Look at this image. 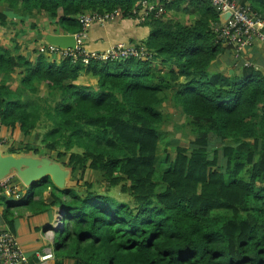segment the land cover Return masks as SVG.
<instances>
[{
	"label": "trees",
	"instance_id": "1",
	"mask_svg": "<svg viewBox=\"0 0 264 264\" xmlns=\"http://www.w3.org/2000/svg\"><path fill=\"white\" fill-rule=\"evenodd\" d=\"M246 1L264 18V0ZM189 2L198 10L193 23L152 15L143 20L149 59L83 64L47 60L40 51L30 59L0 46V125L11 131L18 125L27 136L45 118L41 150L57 151V160L67 157L64 166L86 187L83 193L59 188L46 175L20 201L5 202L10 229L14 206L61 209L54 264L66 258L76 264H264V71L243 64L233 75L211 71L229 44L218 36L219 15L210 2ZM134 3L0 0L23 15L48 12L65 33L80 30L77 16L85 11L118 8L132 17ZM5 17L0 13L1 24ZM155 59L169 70L155 71ZM83 71L96 77V88L76 83ZM16 73L19 82L10 88ZM169 99L194 137L186 147L172 144L173 157L166 148L159 157L161 108ZM214 137L223 143L221 152L208 149ZM11 151L39 152L21 141ZM86 169L103 175L107 191L119 185L132 203L92 190Z\"/></svg>",
	"mask_w": 264,
	"mask_h": 264
},
{
	"label": "crops",
	"instance_id": "2",
	"mask_svg": "<svg viewBox=\"0 0 264 264\" xmlns=\"http://www.w3.org/2000/svg\"><path fill=\"white\" fill-rule=\"evenodd\" d=\"M237 1L241 3H248L246 0ZM0 13L6 16L5 23H0V46L8 48L12 51H16L15 48H17V51L19 53L28 54V52L23 50L25 45L19 44L17 42L19 38L15 39L14 36L9 37L5 35L8 27L11 26H15V29L12 30L13 33L11 35L17 36L18 34H26L24 31V26L22 24L23 22L25 23V21H29L32 28L36 24L37 27H34V30L32 31L37 32V35L39 36V44L43 47H49L50 45H53L47 41V37L49 35L70 34L63 32L60 29L57 30V26L55 23L56 19L50 16L48 12H38L37 10H33L30 15H23L21 12H14L10 9H7L4 5H0ZM163 17L165 19H172L190 24L197 19L198 10L194 8V6L187 0H175L167 6L165 16ZM144 19L145 18H133L129 16L125 18H117L111 21H106L104 23H93L87 31L85 44L87 48L91 50L106 51L113 45L143 42L149 33V27L143 24ZM38 50L39 48L34 50L33 46L32 52L28 54L29 58L34 59V57L36 56V51ZM43 54L47 60H60L58 56H55L53 54ZM244 61L255 64L258 68L264 71V40H256L251 45L247 46L243 50L241 61L236 64L233 56V50L230 47H224V51L218 56L217 59L214 60L211 67L214 69V71L217 70L227 75H233L240 72V66ZM152 66L155 71L158 70L161 74L169 70V67L160 61L159 63L157 61H153ZM162 67H164V69L161 70ZM13 79H15L16 84H14V82L12 81ZM18 82L19 75L18 73H16L12 76L8 84L10 88H14L18 84ZM76 83L96 88L97 79L91 73L83 71L78 75ZM30 137L32 139L34 138V136L32 135L24 136L19 130L18 125L12 131L5 126L0 125V138L1 140H3V143L0 145V157L11 155L15 158H33L38 161V165H41L44 159L50 162L57 163L65 172L61 185H56L52 180V176H49L52 182L57 187H67L68 185H65L67 169L63 167V160L52 161L50 159L51 153L49 154L42 152L41 147H37L39 150L38 153H34L32 151H11V147H15V145L20 141L31 144L32 141ZM23 167H25V165L21 164V168ZM7 174L14 175V180L17 183L18 188L17 193L14 195L12 194L0 196V230L9 229L14 232L19 247L27 254L31 261H35V252L44 251L47 249H51L53 251V230L55 229L57 216L60 214V208L58 206H51L41 212H32L22 206H14L10 209L9 214V217L11 218L13 224L12 229H10L9 227H7L5 220L3 219L5 202L20 201L26 193L27 186L17 175V169L15 167L9 168ZM49 229H51L52 232L46 233ZM54 263L55 253L53 259L47 260L40 264ZM63 264H76V262L74 259L66 258L64 259Z\"/></svg>",
	"mask_w": 264,
	"mask_h": 264
},
{
	"label": "built area",
	"instance_id": "3",
	"mask_svg": "<svg viewBox=\"0 0 264 264\" xmlns=\"http://www.w3.org/2000/svg\"><path fill=\"white\" fill-rule=\"evenodd\" d=\"M175 0H135L131 14L133 18L160 17L166 13V8ZM189 1V0H187ZM218 15L228 12L225 20L220 21L216 27L218 36L233 50L235 64L241 61L243 50L256 40H264V18L255 11L249 3L237 0H208ZM124 11H85L77 16L81 24L78 32L70 33L75 38V47H59L50 45L43 47L41 52L53 54L62 58H70L73 62L80 60L87 64L91 59L124 60L127 58L149 59L151 54L144 43L118 44L109 47L106 51H96L87 48L85 38L87 31L93 23H104L117 18H125ZM220 20V18H219ZM243 65H254L244 61ZM257 67V66H256ZM3 140L0 138V145ZM17 183L13 174L0 177V196L17 193ZM61 213L57 216L55 228L62 225ZM49 229L46 233H51ZM36 260L31 261L27 254L19 247L15 234L9 229L0 230V264H40L54 258L51 249L35 252Z\"/></svg>",
	"mask_w": 264,
	"mask_h": 264
},
{
	"label": "rangeland",
	"instance_id": "4",
	"mask_svg": "<svg viewBox=\"0 0 264 264\" xmlns=\"http://www.w3.org/2000/svg\"><path fill=\"white\" fill-rule=\"evenodd\" d=\"M22 24L24 26V31L26 34H21V35L18 34L17 36L11 35L13 33L12 30L15 29V26H11V27H8V30L6 31L5 35L9 36V37L14 36L15 39L19 38V40L17 42L19 44L25 45L23 50L28 52V54H30V52H32L33 46H34V50L39 48L38 51H40V49H42L43 46L39 44V40H38L39 36L37 35V32L32 31V30H34V27H37L36 24L34 23L35 26L33 28L30 26L29 21H25V23L23 22ZM155 61H157L159 63L158 59H155ZM162 69H164V67H162L161 70ZM210 70L214 71V69L212 67H210ZM12 81L14 82V84H16L15 79H13ZM42 93H44V92H42ZM162 112H163V118H164L163 120L164 121H163L160 129L162 131L161 134H163L162 136H163L164 143H163V147L161 145L159 148L158 156L160 157L162 152H163V149L166 148V150H168V153L170 154V157H173L174 152H173L172 144L177 142L178 144L186 147L189 145V141L193 139L194 135L191 132L189 125H187L186 115H184L182 113V110L179 106L173 105V103L170 99L166 100L163 103ZM48 124L49 123L47 120H45V118H42L41 121H39L37 123L38 127L35 130H33L31 135L34 136L35 133H38L36 135L38 139L37 138L32 139L30 137V139L32 141L31 144H33L39 148L41 147L42 143L40 142L38 136H39V134L43 133L44 127ZM43 125H44V127H42ZM222 144L223 143L219 142L214 137L213 139L210 140L208 149L210 152L213 149H217V150H219V152H221ZM73 150H77V149H73ZM42 152L49 153V154L51 153L50 159L52 161L57 160L56 159L57 151L48 152L47 150H42ZM66 159H67V157H65L63 159V161H66ZM63 167H65L67 169L66 170L67 176L65 178V185L74 186L76 190H78L80 193H83L86 190V187L83 186L82 181H80L81 179H80L79 173L74 172L72 174L70 168L64 166V163H63ZM83 174H84L83 175L84 179L93 185L92 190H94L96 192H106L107 191L106 190L107 185L105 183V179L100 172L93 171L90 169H86L85 173H83ZM69 175H70V178H69ZM75 180H79L80 182H75ZM107 193L112 195L113 197H115L117 200L129 201L132 203V200H133L132 197H130L129 194L120 192L119 191V185L117 187H110V189H109V191H107Z\"/></svg>",
	"mask_w": 264,
	"mask_h": 264
},
{
	"label": "water",
	"instance_id": "5",
	"mask_svg": "<svg viewBox=\"0 0 264 264\" xmlns=\"http://www.w3.org/2000/svg\"><path fill=\"white\" fill-rule=\"evenodd\" d=\"M228 16V12L220 15V21H223ZM47 41L50 44L57 45L59 47H75V38L72 34H54L47 37ZM21 164L25 167L21 168ZM15 167L17 169V175L28 187L34 181L46 176L51 175L52 180L56 185H61L63 176L65 174L59 164L50 162L46 159L41 165H38V161L33 158H15L14 156L0 157V177L7 174L9 168ZM61 212V209H59ZM61 221V220H60ZM62 223V222H61Z\"/></svg>",
	"mask_w": 264,
	"mask_h": 264
}]
</instances>
